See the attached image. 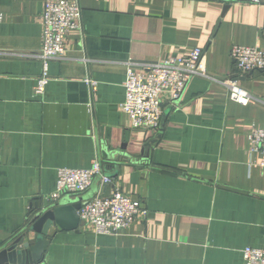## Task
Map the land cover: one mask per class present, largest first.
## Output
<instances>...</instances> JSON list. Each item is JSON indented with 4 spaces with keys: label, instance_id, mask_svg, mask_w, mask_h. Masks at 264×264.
I'll use <instances>...</instances> for the list:
<instances>
[{
    "label": "crops",
    "instance_id": "0c3cea01",
    "mask_svg": "<svg viewBox=\"0 0 264 264\" xmlns=\"http://www.w3.org/2000/svg\"><path fill=\"white\" fill-rule=\"evenodd\" d=\"M44 1L0 0V247L36 207L79 196L49 198L58 168L98 161L112 184L96 177L88 190L113 185L146 219L117 235L53 224L33 264H244V247L264 248V167L249 139L264 128V71L240 72L230 56L234 45L264 49V0H72L80 25L47 61ZM194 48L214 79L194 76L179 101L164 100L158 129L132 128L121 108L128 64ZM226 79L249 93L247 104L229 98Z\"/></svg>",
    "mask_w": 264,
    "mask_h": 264
},
{
    "label": "built area",
    "instance_id": "2783aa9c",
    "mask_svg": "<svg viewBox=\"0 0 264 264\" xmlns=\"http://www.w3.org/2000/svg\"><path fill=\"white\" fill-rule=\"evenodd\" d=\"M259 3L260 0H249ZM81 8L72 0H45L40 15L43 61L64 55L68 31L80 25ZM2 12L0 10V21ZM230 56L240 72L264 71V49L257 46L234 45ZM45 64V62H44ZM194 76L212 78L204 66L201 48H194L191 54L182 58L159 60L141 67L129 63L124 80L122 110L129 117L131 127L139 130H156L163 113L162 103L179 101L186 85ZM46 72L37 80L36 93L43 91ZM221 83L227 87L229 98L247 104L251 98L235 80ZM250 151L260 154L258 165L264 167V128L253 127L250 134ZM99 177L103 184H112V179L103 173L98 161L89 168H58L55 190L51 200L62 195H80L88 191L93 180ZM147 209L136 204L129 196L113 187L107 194H95L82 202L77 210L79 220L92 226L95 234L117 235L136 220L147 217ZM244 264H264V248L246 246L242 249Z\"/></svg>",
    "mask_w": 264,
    "mask_h": 264
},
{
    "label": "water",
    "instance_id": "95a60500",
    "mask_svg": "<svg viewBox=\"0 0 264 264\" xmlns=\"http://www.w3.org/2000/svg\"><path fill=\"white\" fill-rule=\"evenodd\" d=\"M92 195L93 192L88 190L75 198L61 199L54 204L36 207L26 229L0 247V264L38 262L50 240L49 227L54 224L64 230L77 229L79 224L77 210L82 202ZM31 233L33 236H30Z\"/></svg>",
    "mask_w": 264,
    "mask_h": 264
}]
</instances>
